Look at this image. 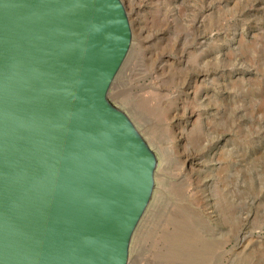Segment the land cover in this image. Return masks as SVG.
I'll list each match as a JSON object with an SVG mask.
<instances>
[{
	"label": "water",
	"instance_id": "95a60500",
	"mask_svg": "<svg viewBox=\"0 0 264 264\" xmlns=\"http://www.w3.org/2000/svg\"><path fill=\"white\" fill-rule=\"evenodd\" d=\"M123 0H0V264H130L160 155L111 91Z\"/></svg>",
	"mask_w": 264,
	"mask_h": 264
},
{
	"label": "rangeland",
	"instance_id": "374dc122",
	"mask_svg": "<svg viewBox=\"0 0 264 264\" xmlns=\"http://www.w3.org/2000/svg\"><path fill=\"white\" fill-rule=\"evenodd\" d=\"M111 96L160 155L130 264H264V0H123Z\"/></svg>",
	"mask_w": 264,
	"mask_h": 264
}]
</instances>
